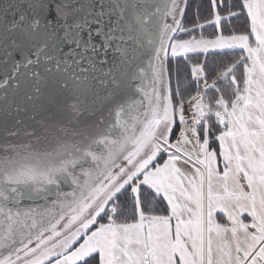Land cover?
Instances as JSON below:
<instances>
[{
	"label": "snow or ice",
	"instance_id": "6c2138e0",
	"mask_svg": "<svg viewBox=\"0 0 264 264\" xmlns=\"http://www.w3.org/2000/svg\"><path fill=\"white\" fill-rule=\"evenodd\" d=\"M189 7L0 0V264H264V0Z\"/></svg>",
	"mask_w": 264,
	"mask_h": 264
},
{
	"label": "trees",
	"instance_id": "16d2710c",
	"mask_svg": "<svg viewBox=\"0 0 264 264\" xmlns=\"http://www.w3.org/2000/svg\"><path fill=\"white\" fill-rule=\"evenodd\" d=\"M207 3H208V0H190V7L188 9V12H187V19L188 20H192L194 18V13H195V9H196V6L198 4L202 5V8H201V14L202 15H206V9H207ZM239 23V22H237ZM209 33H206V34H210L212 29L209 28ZM185 69L183 67V64H181V75L183 76V73H184ZM174 83H175V79H174Z\"/></svg>",
	"mask_w": 264,
	"mask_h": 264
},
{
	"label": "rangeland",
	"instance_id": "374dc122",
	"mask_svg": "<svg viewBox=\"0 0 264 264\" xmlns=\"http://www.w3.org/2000/svg\"><path fill=\"white\" fill-rule=\"evenodd\" d=\"M235 23H237V22H235ZM238 25H239V23H237ZM240 26H242V25H240ZM209 28L207 29V31H206V33H209ZM215 146V145H214Z\"/></svg>",
	"mask_w": 264,
	"mask_h": 264
}]
</instances>
